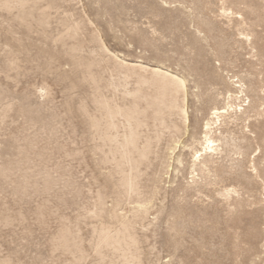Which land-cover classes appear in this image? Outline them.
Masks as SVG:
<instances>
[{"label": "rangeland", "instance_id": "374dc122", "mask_svg": "<svg viewBox=\"0 0 264 264\" xmlns=\"http://www.w3.org/2000/svg\"><path fill=\"white\" fill-rule=\"evenodd\" d=\"M26 6V11L35 7L31 10L33 17L26 19L27 26L16 17L18 8L0 7V102L9 105L5 113L10 111L0 115L5 116L0 119V164L6 158H18L14 154L20 150L18 147L28 145L31 158L27 172L35 174L37 162L45 171L49 167L55 185L46 194L40 190L43 183L35 174L32 182L36 180L33 183L39 191L34 193L29 186L31 193L26 189V197L22 198L13 193L20 171L7 180L0 178V263L68 264L72 255L57 248L53 241L61 225H69L80 238L86 257L90 255L85 264H95L96 255L88 247L95 239L93 228L99 227L100 219L106 225L117 226L107 221L104 210L112 206L116 176L107 181L110 166L98 162L100 154L92 150L95 142L81 123L78 107L87 102L91 87L84 78V69L74 67L65 52L73 45L79 46L76 55L81 62L93 61L91 71L100 76L107 95H120L108 85L113 77L119 78L109 51L120 58L168 67L183 76L186 86L195 92L199 89L195 81L204 84L211 80L212 84H206L211 88L210 102L215 98L222 106L228 101L229 115H234V109L245 108L251 100L257 106L261 103L256 115L249 113L246 127L240 120L230 124L227 135L244 140L247 150L244 154L229 149L224 156L214 153V167L225 174L213 181L211 169L200 171L192 165L193 148L200 146L194 142L192 149L184 147L190 143V133L199 139L204 121L201 118L208 114L206 105L196 110L205 93L188 95V131L173 154L167 155L165 140L157 146L159 157L153 160L144 179L148 178L146 183L160 192L150 198L148 212L136 223L134 233L140 238L137 247L141 264H264V0H28ZM42 10L47 12V27L40 26L43 30L34 15ZM66 25H77V34L65 37L63 44L59 38ZM133 81V77L127 80L128 88L133 87ZM238 85L244 89L242 94ZM230 93L232 96L227 98ZM26 113L37 121H29ZM12 137L19 138L15 142ZM25 138L29 142L23 141ZM39 168L37 164L35 171ZM235 174H240L242 180L234 179ZM103 189L107 190L104 209L102 216H96L100 210L97 197ZM227 189L235 192L224 196ZM128 206L122 204L118 212L128 213ZM63 259L69 260L63 263Z\"/></svg>", "mask_w": 264, "mask_h": 264}, {"label": "bare ground", "instance_id": "6f19581e", "mask_svg": "<svg viewBox=\"0 0 264 264\" xmlns=\"http://www.w3.org/2000/svg\"><path fill=\"white\" fill-rule=\"evenodd\" d=\"M38 1L40 2V0H38ZM27 3H28V0H0V7L4 8V9H10L11 7L18 8L19 13L18 12H17L18 14L16 13L17 14L16 17L20 21L24 22L26 24L25 26H27L26 19H28L27 17L29 15H30V17H33V16H31L32 15L31 10H33L35 8V7H33L32 9L30 8L31 10L26 11L25 6ZM43 7H45V6H43ZM46 13L47 12H45V10H42L37 15L34 14L36 17L35 18L36 23L39 25V26L38 25L37 26L39 28H40V26L42 28V25L44 23H47L46 22V18H47ZM31 21H34V20H31ZM45 26L47 27V25L44 24V27ZM66 26H67V28H66L65 33L62 34L59 38V40L62 41L63 44L65 43V41H64L65 37L71 38L75 35V33L77 34V31H76L77 25H66ZM44 27H43V29H44ZM43 29H41V30H43ZM28 30H30V29H28ZM57 36H58V34H57ZM53 38H55V36ZM56 39H57V37H56ZM52 41H53V39H52ZM78 47L73 46V45L69 46L66 48L65 52L69 56L72 63L74 64V67L76 66L77 69L79 67H82L84 69L85 74H86L84 78L88 80L90 87H91L90 91L88 93V96H87V102L82 103L78 107L79 112L82 116V122L81 123L84 126V128L87 129V131L89 133V135L88 134L87 135L89 136V138H91L92 142L93 141L95 142L94 147H92L93 148L92 150H94L95 152L100 154V159L97 157L100 160V161L98 160V162H101V165L103 163L104 165L108 164L110 166V170H109L110 172L106 175L107 181L108 182L111 181L113 174L116 176V180L113 183V188L111 191L112 197H113L112 206L108 209L103 208L104 207L103 206V199L105 197V194L107 193V190L103 189V191L99 192L98 197H97V201H98V205L100 207V210L96 211L95 215L96 216L101 215V213L103 212L102 210L104 209L105 213H106V219H108L107 221H109V222L113 221L117 224V226L111 227L109 225H106L105 220L103 221L100 219L101 222L99 224V227L96 226L95 228H93V233L95 235V239L92 238L93 240H91L92 242L90 243L91 246L90 245L88 246V244H87V246L92 248L95 255H96V261L94 262L95 264H141V260L139 259V256H138L139 250L137 247V246H139L138 245V243H139L138 239H140V238L136 237V235L134 233V229H135L136 223H140L145 218L146 213L148 212V206L150 204L149 200H150V198H152L155 195V193L158 190V189H156V187L154 185L153 186L148 185L146 183L148 178L145 180L144 177L148 175L147 170L153 165V160L159 157V152L157 150V146H159L161 141H163V140L166 141L165 150L167 152V155H170V154L174 153L175 149L182 142L181 137L187 133V131H188L187 122L190 119V116L187 113V107H186V104H187L186 100H187L188 95L199 96V95H201L200 93H205L206 96L203 99H201V103H202V104H200L201 107L198 105L196 107V110L198 111L201 108H203V105H204V107L206 105L207 106L206 109H208V114L205 115V117L201 118V120H204V121H203L202 126H201V131H200L201 136L199 137V139L195 140L194 132L190 133V135H189L190 143H185L184 147L190 146L192 149L194 146H196L194 144V142H196L200 146L199 148H193L194 152H193V164L192 165L197 166L200 171L211 169L213 171V175L215 176L213 181H215L219 177H222L225 174L224 170L220 169L216 165L214 167V165H213L214 153L219 154L221 156H224L227 154L226 151L229 149H231V150H238L239 149L242 152H244V154L247 150V148L244 144V140L236 141L234 138L227 135V133L230 130L229 129L230 124L235 123L236 120H240V124H243V126L246 127L247 126L246 120L250 117L249 113L253 112L251 115H256L257 110H258V106L260 107L261 103H258V106H257L256 103L253 100H251V102L245 108H243V109L238 108L237 110L234 109V115H232V114L229 115L228 110L231 108V105L228 103V101L225 102V104L222 106H220L217 103V99L215 100V98L212 102H210V100L212 99V95L210 94L211 88H208L206 86V84H212L213 82L211 80L207 79L204 82V84H202L199 80L195 81L194 82L195 86L199 87L198 91L195 92L193 90H190L186 86L187 81L183 76H181L179 73L171 70L168 67H165V66L157 64V63L153 64V63L144 62V61L139 60V59L130 60L127 58H120L118 56L119 54L116 55L115 53H110L109 51L107 53L110 54V58L114 62V65H115L116 70H117V75L119 78L115 79V77H113L114 80L108 81V85L110 88H112L110 90H113V92L120 91V95H119V93L107 95L106 93L103 92V90L101 88L100 76L98 74L92 73V71H91L92 67H94L93 61L83 63L77 57L76 54L78 53L77 52ZM81 49H82V47H81ZM62 53H63V51H62ZM66 54H65V56H66ZM80 55H78V56H80ZM134 70H140L142 73H135V72H133ZM132 77L134 80L133 81L134 85H133V87L128 88L127 80L129 78H132ZM238 87H240V86L238 85ZM200 88H201V90H200ZM3 92H2V94L5 93V92L4 93ZM41 92L45 93L46 91L44 90ZM238 92L240 94H242L244 92V89H242L240 87ZM229 96H232V94L231 93L228 94L227 98ZM240 96L241 95H234V97H236V98H239ZM199 101H200V99H199ZM203 102H205V103H203ZM0 104L2 105L1 102H0ZM24 104H25V102H24ZM2 106H4V105H2ZM8 106L6 105V106L2 107V110L0 109L1 110L0 115H1V113L6 112L5 110H7ZM23 108H25V107H23ZM26 108H28V107H26ZM32 111H34V110H32ZM232 111H233V109H232ZM9 112L10 111L8 110L7 113H9ZM22 112H23V110H22ZM22 112H20V113H22ZM7 113H5L4 115H6ZM24 113H25V111H24ZM35 113L36 112L34 111V114ZM39 113H41V112L39 111ZM26 115H28L29 121H33L35 119V116L32 115L31 113H28V114L26 113ZM35 115H37V114H35ZM24 116L22 115V117H24ZM1 117L5 118V116H1ZM191 117H192V119L196 120L195 116H191ZM4 118H0V119H4ZM36 121H35V124H36ZM30 123H29V125H30ZM45 124H47V121ZM21 127L22 126L20 125V129H21ZM47 127H48V125H47ZM32 130L30 132H32ZM44 130H46V129L44 128ZM47 130H49V129L47 128ZM54 130H56V128ZM24 131H26V130H24ZM32 133H34V132H32ZM44 133L45 132H43V134ZM47 133L49 134V132H47ZM55 133H56V131H55ZM19 134H20V132H19ZM24 134H26V133H24ZM34 135H35V133H34ZM50 135H51V133H50ZM14 137H16V135ZM40 137H42V136H40ZM18 138H16V139H18ZM43 138H45V136ZM245 138L246 137L244 136V139ZM12 139H13V137H12ZM16 139H15V142H16ZM25 139L26 140L23 139V141L29 142V141H27L28 138H25ZM33 141H35V139H33ZM42 141H44V140H42ZM89 142H91V141H89ZM34 143H33V145H34ZM49 143H50V141H49ZM27 144H25V145H27ZM18 145H19V143H18ZM25 145L23 143V146H25ZM35 145H36V143H35ZM41 145H43V144L41 143ZM17 146L15 144V147H17ZM26 147H28V145L23 147V148L20 146V147H18L20 149L18 151V153H16L17 150L15 151L14 154H17L18 158L13 159L14 158L13 157L12 159H8V160H6L7 158L4 159L5 162H3L2 165L0 164V178L3 180H7V179H9L10 175H12V173H14L16 171H20L21 172L20 173L21 178H20V181L16 182L13 193L15 195L19 194L21 196L22 195L25 196L24 193H26V189L29 186H30V188L32 187V189L34 190V193L36 190L39 191V189L36 188L37 186H35L36 180L35 181L33 180V182H35V183L32 182V178H33L32 176H34L35 174L37 176L39 175L40 178L39 177L38 178L41 179L42 183H43L42 187L39 185L41 187L40 190H42L43 192H45L47 194V191L52 186L55 185L54 184L55 179L51 176L52 174H50L51 168L49 169V167H48V169L50 171L48 169H47L48 171L47 170L45 171V170L41 169V167H42V166H40L41 164L36 161L37 162L36 166L38 164L40 168L36 169V171H35L36 166L33 165V166H35V168L33 170L35 174L27 172L26 165L30 162L31 157L29 156V154H27L28 150ZM29 147H28V149H29ZM36 147L39 148V146H36ZM12 148H14V146ZM15 149H17V148H15ZM42 149H44V148H42ZM37 150L39 151V149H37ZM33 151H31V152H33ZM29 153H30V151H29ZM42 153H44V152H42ZM32 154L35 155L34 153H32ZM67 154L65 156H67ZM75 154H76V152H75ZM49 155H48V157H49ZM40 156H41V154H40ZM5 157H8V156H5ZM64 158H66V157H64ZM37 160H39V159H37ZM43 161H42V163L44 164ZM94 162H95V159H94ZM46 163H49V161H47ZM67 164H68V162H67ZM60 165H62V164H60ZM30 166H32V165H30ZM46 167H47V164H46ZM99 170H100V168H99ZM101 171H103V170H101ZM64 172H63V174H64ZM68 172L69 171H67V173ZM13 175H18V174H13ZM13 175H12V177H13ZM55 177H58L57 174ZM233 178L238 180V181L242 180V177L240 174H235ZM57 181H59V179H57L56 182ZM10 183H12V182H10ZM7 184H9V183H7ZM66 184H65V187L67 186ZM4 187H6V186H4ZM71 188H73V187H71ZM104 188H106V185H104ZM32 189H31V191H32ZM61 189H63V188H61ZM65 189H63V190H65ZM28 190L29 189H27V191ZM77 190L78 189H76V191ZM31 191H30V193H31ZM49 191H51V190H49ZM80 191H81V189H80ZM74 192H75V189H74ZM78 192H79V190H78ZM159 192H157V193L159 194ZM230 192H235V190L234 189H227L224 196H228ZM28 193H29V191H28ZM53 193H55V192H53ZM29 194H28V196H31ZM41 194H42V192H41ZM43 194H42V196H43ZM77 194H79V193H77ZM48 195H49V193H48ZM23 196H22V198H23ZM26 200H24V201H26ZM63 202H64V200H63ZM75 202L76 201H74L73 203H75ZM78 204H79V202H78ZM122 204H126V205L128 204L129 205L128 206L129 208L127 209L128 213H119L118 212V209L121 208L120 206ZM85 205H86V203H85ZM42 206L44 207V205H42ZM77 206H76V209H77ZM86 208H87V206H86ZM39 209H40V211H44V210H41L42 208H39ZM77 210H76V212H77ZM37 211H35V212H37ZM0 215H1V213H0ZM2 215H3V212H2ZM2 215H1V217H2ZM75 215H78V214H75ZM4 221H7V219H4ZM75 227H77V226H75ZM135 232H137V230ZM53 244L57 248H60L64 251H67V252H69V254L72 255L71 256L72 259L70 258L71 261L68 264H85L87 258H89V256H90V255H88V257H86V253H84V250L82 247V242H81L80 238L77 236V233L69 225H64V226L61 225V228L59 229V231L57 232V234L55 236ZM89 251H90V249H89ZM56 256H58V255H56ZM67 260H69V259H67ZM66 261H64V259H63V263L64 262L66 263Z\"/></svg>", "mask_w": 264, "mask_h": 264}]
</instances>
